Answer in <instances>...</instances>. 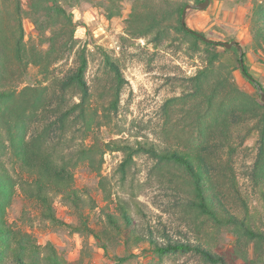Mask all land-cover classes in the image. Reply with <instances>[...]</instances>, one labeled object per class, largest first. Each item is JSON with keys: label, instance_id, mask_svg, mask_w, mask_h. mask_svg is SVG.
<instances>
[{"label": "rangeland", "instance_id": "1", "mask_svg": "<svg viewBox=\"0 0 264 264\" xmlns=\"http://www.w3.org/2000/svg\"><path fill=\"white\" fill-rule=\"evenodd\" d=\"M135 1L60 0L67 14L73 16L71 25L62 16L34 15L30 0H22L24 41L29 54H36L37 63H30L21 75L7 43L11 81L19 88L48 86L53 95L59 81L76 69L79 54L84 51L88 59L86 79L92 93L89 110L95 119L89 132L86 133L84 124L83 131L76 130L75 143L122 139L135 145L149 141L197 151L209 141L212 145L202 151L208 156L214 150L209 155L216 160L213 182L226 207L241 215L249 213L255 228L264 230L261 123L240 111L252 103H264L259 89L236 66L233 51L226 52L224 45L219 46L221 56L215 67L237 90L226 97L219 90L208 107L203 97L195 95L192 80L199 69L208 65L205 45L202 43L201 49L195 50L175 29L158 41L155 35L131 33L128 20ZM255 1L210 0L205 9L189 8L186 22L213 40H236L245 46V61L264 86V52L253 44L250 30L249 16ZM15 6V0H5L6 30L10 29V22L14 23ZM37 17L39 26L34 22ZM73 26L74 38L70 35ZM7 34L10 36L9 31ZM111 62L118 66L121 79ZM117 88L121 95L114 109L109 103ZM68 97L79 101V96L72 92ZM220 112L226 113L227 120L213 123ZM124 158L122 150L107 151L100 172L94 171L88 162L76 166L75 186L88 204L78 210L57 198L56 214L61 221L58 223L44 216L39 202L17 189L7 211L8 224L29 233L43 248L52 243L65 264H217L197 252L161 255L150 249L147 241L126 243L107 214L120 216L123 208L129 207L137 234L143 237L153 235L163 240L167 232L174 238L207 243L213 252L226 256L229 264L242 260L237 251L239 243L243 250H248L250 258L256 257L253 242L238 233L235 226L219 225L193 207L175 166L141 151L134 155L123 177L120 165ZM113 256L122 260L116 261Z\"/></svg>", "mask_w": 264, "mask_h": 264}, {"label": "trees", "instance_id": "2", "mask_svg": "<svg viewBox=\"0 0 264 264\" xmlns=\"http://www.w3.org/2000/svg\"><path fill=\"white\" fill-rule=\"evenodd\" d=\"M188 3L189 0H136L128 20V28L131 33L155 35L156 41L161 40L171 29H175L195 50H200L203 43L208 54V65L199 69L192 80L195 95L203 97V101L211 107L218 97L219 90L225 92L226 97L237 89L226 77L219 75L215 67L221 56L219 46L223 43L209 38L204 32L195 30L182 21L183 11ZM15 4L14 23L10 22V29L6 30L5 0H0V264H65V260L52 243L43 248L29 233L12 228L6 219L7 211L13 203L17 189L26 197L39 202L43 207L44 216L54 223L61 222L56 214L57 198L66 205L83 210L88 204V199L75 186V167L82 162H88L94 171L100 172L105 153L114 150H122L125 154L120 165L123 177L128 173L134 155L141 151L158 158L164 164L175 166L180 170L196 210L219 225L235 226L234 229L238 233L253 242L256 257L250 258L248 250H243L239 243L237 251L241 253L242 260L237 264H264V230L255 228L249 213L241 215L226 207L213 182L216 160L209 155L214 154V150H211L208 156L202 151L212 145L209 141L205 146L201 145V151L163 147L149 141H139L135 145L122 139L94 141L91 144L82 140L75 143L76 130L83 131L84 124L86 133L89 132L95 119L89 110L92 93L86 79L88 59L84 51L79 54L76 69L59 81L58 89L53 95L49 94L48 86L27 85L19 88L11 81L13 78L8 74L6 62L9 57V45L15 61L21 68V75L30 63H37L36 54H29L24 41L22 0H15ZM29 7L34 15L45 13L49 17L62 16L74 25L72 14H67L60 0H30ZM249 17L252 42L264 52V0L255 1ZM34 22L39 26L40 19L37 17ZM73 28L74 26L70 34L72 38ZM54 39L55 35H52V45ZM224 49L226 52L233 51L236 66L242 70L243 75L257 89L264 90L262 82L254 76L245 61L246 47H243V64L239 57V48L233 46ZM111 64L117 69L121 79L118 66L113 62ZM206 87L209 88L208 91ZM70 92L77 94L79 101L74 97L69 98ZM120 95L121 90L117 88L109 103L112 108L117 109ZM252 104L248 109L242 108L240 111L242 115L257 118L261 123L264 144V103ZM221 114H224L223 117ZM226 120V113L220 112L212 122ZM75 126L80 128L76 129ZM261 149L260 155L264 160V146ZM232 181L237 186L234 177ZM107 217L110 224L121 232L126 243L131 240L136 243L147 241L150 249L161 255L192 251L202 254L205 259L214 263L229 264L226 256L213 252L207 243L174 238L167 232L164 233L163 240H158L153 235L143 237L137 234L136 223L129 207H124L120 216L108 213ZM113 259L122 260L117 256Z\"/></svg>", "mask_w": 264, "mask_h": 264}, {"label": "water", "instance_id": "3", "mask_svg": "<svg viewBox=\"0 0 264 264\" xmlns=\"http://www.w3.org/2000/svg\"><path fill=\"white\" fill-rule=\"evenodd\" d=\"M210 4V0H203L197 4L195 3H188L183 11V16H182V21L186 22V14H187V10L189 8H199V9H205L206 7H208ZM223 45L226 48H231L232 46H237L239 48L240 51V59H241V63L243 64V57H242V53H243V47L236 41V40H232L230 42H222ZM260 94H261V98L264 101V90L262 88H259Z\"/></svg>", "mask_w": 264, "mask_h": 264}, {"label": "crops", "instance_id": "4", "mask_svg": "<svg viewBox=\"0 0 264 264\" xmlns=\"http://www.w3.org/2000/svg\"><path fill=\"white\" fill-rule=\"evenodd\" d=\"M254 73V72H253ZM256 75V74H255Z\"/></svg>", "mask_w": 264, "mask_h": 264}]
</instances>
